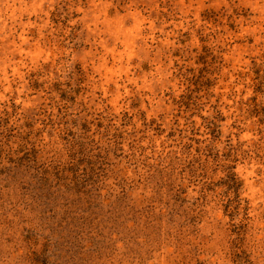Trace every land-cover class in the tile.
I'll use <instances>...</instances> for the list:
<instances>
[{
    "label": "rangeland",
    "instance_id": "rangeland-1",
    "mask_svg": "<svg viewBox=\"0 0 264 264\" xmlns=\"http://www.w3.org/2000/svg\"><path fill=\"white\" fill-rule=\"evenodd\" d=\"M0 264H264V0H0Z\"/></svg>",
    "mask_w": 264,
    "mask_h": 264
}]
</instances>
